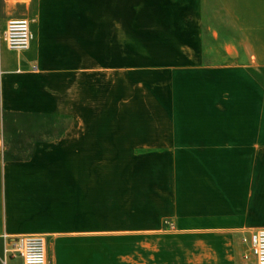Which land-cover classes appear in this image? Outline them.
Segmentation results:
<instances>
[{"label":"crops","instance_id":"crops-1","mask_svg":"<svg viewBox=\"0 0 264 264\" xmlns=\"http://www.w3.org/2000/svg\"><path fill=\"white\" fill-rule=\"evenodd\" d=\"M0 3L34 32L0 56V264H24L6 243L27 234L48 264H137V236L170 230L208 242L187 264H256L242 235L264 227V0L164 1L181 39L167 53L187 61L140 80L103 57L121 54L123 0ZM58 116L72 124L43 128Z\"/></svg>","mask_w":264,"mask_h":264},{"label":"rangeland","instance_id":"rangeland-1","mask_svg":"<svg viewBox=\"0 0 264 264\" xmlns=\"http://www.w3.org/2000/svg\"><path fill=\"white\" fill-rule=\"evenodd\" d=\"M164 1L167 0H138L136 7L137 23L132 30V36H130L129 20L131 17H135L134 8L130 7L129 0H123L121 54L103 55L107 61L121 62L123 66L130 63L136 64L139 69V80L145 79V73H142L141 70L168 67L187 61L184 60V56L167 53L180 46L181 39L177 31L179 28L177 7L170 6L168 3L163 4ZM23 13L24 10L21 6H13V4L7 6L0 3V56L2 50L7 48L2 34L8 19ZM190 57H192L190 60L192 61L198 56ZM153 121L162 123L165 120L160 117V114L156 120L152 118V114H139L140 124L147 125ZM89 123L91 126H96L101 125L102 122L90 119ZM71 124L72 120L64 116H58L54 119L48 117L42 121L45 130L46 128L57 127L58 135L64 127ZM179 237L171 230L165 232L164 235H138L137 245L132 243V256L134 257L136 253L137 264H187V261H192L195 256L201 255V252L211 251L206 241L199 242L193 238ZM129 249V245H122V254L125 256L126 253H129ZM116 254H118L117 251ZM121 264H128L125 262V257H122Z\"/></svg>","mask_w":264,"mask_h":264},{"label":"built area","instance_id":"built-area-1","mask_svg":"<svg viewBox=\"0 0 264 264\" xmlns=\"http://www.w3.org/2000/svg\"><path fill=\"white\" fill-rule=\"evenodd\" d=\"M28 17L11 18L2 34L7 46L17 52L32 47L34 33ZM245 246L243 256L255 258L256 264H264V227L251 229L242 235ZM6 252L20 256L24 264H48L46 241L43 235L14 236L6 243Z\"/></svg>","mask_w":264,"mask_h":264}]
</instances>
